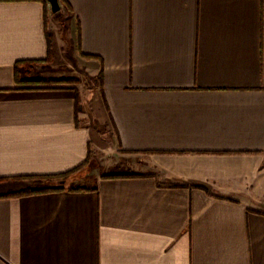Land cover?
Here are the masks:
<instances>
[{
  "label": "crops",
  "instance_id": "crops-1",
  "mask_svg": "<svg viewBox=\"0 0 264 264\" xmlns=\"http://www.w3.org/2000/svg\"><path fill=\"white\" fill-rule=\"evenodd\" d=\"M66 1L90 99L22 82L60 27L0 0V264H264V0Z\"/></svg>",
  "mask_w": 264,
  "mask_h": 264
},
{
  "label": "rangeland",
  "instance_id": "rangeland-1",
  "mask_svg": "<svg viewBox=\"0 0 264 264\" xmlns=\"http://www.w3.org/2000/svg\"><path fill=\"white\" fill-rule=\"evenodd\" d=\"M49 5V4H48ZM49 7V6H48ZM58 10L55 12L54 23L56 26L60 27V38L54 43V46L50 49V59L48 62L42 63H32L29 67L23 68V74L29 78H69L71 81L61 82V83H71L78 87V97L79 99L85 100L90 99L92 90L95 89V85L98 84V79H92L86 74L84 68L76 59V46L66 35V20L64 8L62 11ZM78 54V53H77ZM103 153L99 151H94L89 154L87 163L84 164V170H89L91 168L95 170H100L101 162L104 161ZM134 155L125 156L120 158L118 161L116 155L105 154V165L112 163V161L117 160L116 164L118 168L123 173H133L134 170ZM115 158V159H114ZM106 168V167H105ZM118 171V170H117Z\"/></svg>",
  "mask_w": 264,
  "mask_h": 264
},
{
  "label": "trees",
  "instance_id": "trees-1",
  "mask_svg": "<svg viewBox=\"0 0 264 264\" xmlns=\"http://www.w3.org/2000/svg\"><path fill=\"white\" fill-rule=\"evenodd\" d=\"M59 3H62L64 8L65 9H69V6H68V3L66 0H59ZM50 57V48H49V53H48V56L45 58V59H36V60H24V61H19V67H21V72L24 71L23 68H27L29 67L28 65L29 64H32V63H42V62H48L49 61V58ZM72 79H69V78H64V77H61V78H27V76L25 75V77L22 79V82H25V83H29V84H45V83H61V82H66V81H71ZM17 81H19L17 79ZM21 82V81H19ZM88 157V155H87ZM86 163V159H85V162H83L81 165H79L78 167L68 171V172H72L74 170H77L79 169L82 165H84ZM67 174L66 173H62L60 175H55V176H63ZM118 175H121V176H136L138 174H135V173H128V174H110V175H105L107 177H113V176H118ZM60 187H52L50 189L46 188V189H37V188H28V189H25L21 192H18V193H14L13 195H19V194H28V193H34V192H40V191H46V190H59ZM75 190H83L84 187H76L74 188Z\"/></svg>",
  "mask_w": 264,
  "mask_h": 264
},
{
  "label": "water",
  "instance_id": "water-1",
  "mask_svg": "<svg viewBox=\"0 0 264 264\" xmlns=\"http://www.w3.org/2000/svg\"><path fill=\"white\" fill-rule=\"evenodd\" d=\"M49 4L51 12L55 13L60 9L59 0H45Z\"/></svg>",
  "mask_w": 264,
  "mask_h": 264
}]
</instances>
